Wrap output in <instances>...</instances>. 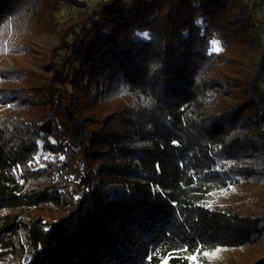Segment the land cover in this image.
<instances>
[{
  "label": "trees",
  "instance_id": "16d2710c",
  "mask_svg": "<svg viewBox=\"0 0 264 264\" xmlns=\"http://www.w3.org/2000/svg\"><path fill=\"white\" fill-rule=\"evenodd\" d=\"M31 46L0 63V262L264 264V0H0V57Z\"/></svg>",
  "mask_w": 264,
  "mask_h": 264
},
{
  "label": "rangeland",
  "instance_id": "374dc122",
  "mask_svg": "<svg viewBox=\"0 0 264 264\" xmlns=\"http://www.w3.org/2000/svg\"><path fill=\"white\" fill-rule=\"evenodd\" d=\"M81 1V0H79ZM89 1V0H87ZM259 1V0H258ZM72 11L74 12V8H72ZM29 35L26 36L24 40H27L29 38H32L33 34V28L30 26L28 28ZM17 44V43H16ZM33 47V52H27L25 54H18L17 52L15 56H9V55H2L0 57V63H2L3 67L8 66L12 67L15 65H18L20 67H23L25 69H29L32 71V73H38L42 70L36 68V63L38 59H41L42 57V49L39 46H31ZM9 108V107H7ZM11 112H15L13 109H10ZM250 252V254H249ZM252 251H247V249H221V251L215 256L212 257L211 255H207L209 259L210 264H248L250 260L252 261ZM0 264H7V262H0Z\"/></svg>",
  "mask_w": 264,
  "mask_h": 264
},
{
  "label": "snow or ice",
  "instance_id": "6c2138e0",
  "mask_svg": "<svg viewBox=\"0 0 264 264\" xmlns=\"http://www.w3.org/2000/svg\"><path fill=\"white\" fill-rule=\"evenodd\" d=\"M141 35H142L144 38H148V33H143V34H141ZM212 48H213V51H219V50H220V48H219V44H218L217 41H213ZM61 159H63V157H61ZM182 251H187V249H182ZM196 251L199 252L200 249L197 248ZM220 251H221V249L216 248L215 251L211 252L210 255H211L212 257H215ZM203 254H204V255H209L208 252H204ZM188 259H189L190 261L195 262V261L198 260V256H197V255H194V254H192V253H189ZM161 264H166V262H165V261H161Z\"/></svg>",
  "mask_w": 264,
  "mask_h": 264
}]
</instances>
